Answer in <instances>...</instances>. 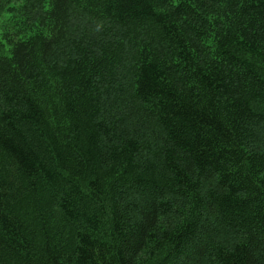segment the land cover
I'll use <instances>...</instances> for the list:
<instances>
[{
    "label": "trees",
    "instance_id": "trees-1",
    "mask_svg": "<svg viewBox=\"0 0 264 264\" xmlns=\"http://www.w3.org/2000/svg\"><path fill=\"white\" fill-rule=\"evenodd\" d=\"M0 264H264V0H0Z\"/></svg>",
    "mask_w": 264,
    "mask_h": 264
}]
</instances>
